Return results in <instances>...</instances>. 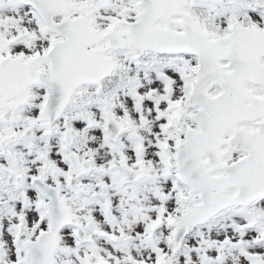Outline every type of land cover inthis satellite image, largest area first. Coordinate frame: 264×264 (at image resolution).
Instances as JSON below:
<instances>
[{"label": "rangeland", "instance_id": "1", "mask_svg": "<svg viewBox=\"0 0 264 264\" xmlns=\"http://www.w3.org/2000/svg\"><path fill=\"white\" fill-rule=\"evenodd\" d=\"M259 3L264 6V0L263 2H259ZM107 13H110V11H104L105 19L108 18ZM248 15L254 23H256L260 27H264V11L259 12V11L252 10V11H249ZM16 16L20 19V26H21L20 32L23 38H20V42L13 47V51L15 53H20V54H22V52H25L24 50L27 47L24 44L25 43L24 40H28L29 34L31 33H32V45H33L32 52H36V51L42 52L46 50V45H47L46 37L42 36L40 32V28L38 26V22L36 21L34 16L31 14L30 10L27 7H21L19 11L16 13ZM107 23L108 21H106L105 23H101L100 25L104 28ZM15 34H17V31L15 32ZM34 34H38V37H34ZM27 49H28L27 53H29V48ZM121 56L124 58V60H126L129 57L125 55H121ZM189 58L192 64H194V58L192 57H189ZM38 67L40 69H45L47 67V63L42 61ZM179 68H181V64L178 66H173V67H169V66L162 64V68L160 70H152V71H147L145 69L140 70L139 79L141 80V86L138 89L137 94H141L142 96L141 105L143 107V111H140L138 113L137 111L134 110L133 106L137 102V99L134 95H130L126 93L125 91L122 93V97H121V100L123 101L122 106H125V107H120L117 110L118 114H122L126 110H130L129 114L134 119L141 118L142 116H145V117L148 116L149 121H150L148 124L149 127L141 130V133L143 134L144 139L134 140L133 138H131V134L127 133L124 135L123 144L121 146L123 147L124 152H126V155L128 154L130 156L131 162H136L138 158L137 157V142L141 143V145L144 147L143 148L144 150L143 158L145 157V160L152 161V165L155 166L156 169L159 170V172H160L159 166L161 165V161H162V156L158 148V139L161 138L160 133H159V127L161 126V124L165 122L164 113L167 110L166 100L164 99L165 97H162L161 99H158V100H153V99H150L147 96V94L150 88H155L157 92L160 94L163 93V80L160 78L159 73L165 72L170 75L172 82H173V86H174L171 97L175 99L179 97H183L185 92H184V89L182 88L183 83L180 81V78L178 75ZM132 71L136 72L135 66L133 67ZM88 90L92 91L93 89L88 88ZM124 93L127 95H125ZM17 98L15 99V101L22 100V98H18V99ZM39 98L40 97L38 96L36 99V104L33 107L29 108L28 110H21L22 111L21 115H24V111L25 113L30 114V119H29L28 124H32L33 121L37 120V100ZM92 110L94 111V113L95 111H97L94 108H92ZM188 111L189 110L186 111V114H188ZM11 113L12 111L9 110V111H6L4 115L7 116ZM21 125L25 126L27 124L22 123ZM39 128L40 126L37 123V129ZM89 134L91 135V139H92V141H90V148H92L93 150L97 152V155L99 156L100 160H106L108 159L107 157H110V156L111 158L119 157L115 151L111 152L110 148L105 144L101 130H94L92 132H89ZM0 135H4V136L6 135L3 133V128L1 125H0ZM169 144L171 148L174 147V142H171ZM2 161L6 164L8 163L7 161H4V160ZM111 177L112 176L109 175V176H106L105 178H107V180H111ZM160 181L161 183L158 185V187L164 190L165 192H169L170 196L173 197L174 189H173V185L171 184V182L167 180H162L161 175H160ZM28 196L30 197L29 202L31 206L32 205V190L28 191ZM17 203H18V208L20 209V206H21L20 199L18 200ZM168 204L170 207H173L174 200L173 199H171L170 201L168 200L167 205ZM30 206L27 208L25 215L27 216V219L31 220L32 219V206L31 207ZM257 207L264 209V199L260 200L257 203ZM21 213H22V210H21ZM16 220H17L16 214L10 213L6 215L4 220L1 222V225L3 227V237H4V241L6 245L5 250H4L5 253L3 255L4 257L2 256L3 257L2 259L3 261L4 259H8L9 262H11L12 264L18 263L19 257L15 255V251H14V248L11 242L13 234L7 228L8 226H11L12 224H14ZM231 221L232 220H229L226 226L217 225L215 228H213L212 235L209 236L213 242L215 241L225 242L228 248V251H227V254H225V257L223 259H220L217 256V260H215V263L213 262V264H255L254 263L255 260L251 261L249 258H247L243 254L242 250H236L234 248L235 244H237L240 240L249 241L250 244L246 245L245 250H248V252L250 253H254V252L258 253L264 261V244L263 243H259V244L253 243L254 236L262 237V235L255 231H250L248 236L241 237L239 234L236 233V231L233 228H230L229 223ZM236 221H240L246 226L250 224V222H244L242 220H236ZM106 227L110 229L109 226L106 225ZM141 228L142 226L140 224L139 227H137V230H141ZM137 253H138L137 259L153 258V255L151 252L148 253V252L143 251V252H137ZM213 254L215 255L214 252ZM56 256L64 259V262H59V264H83L82 258H76L75 256L69 257L66 255H63L62 252H58ZM109 256H110L111 261L114 262L115 264H134V261H132L131 257L125 254H114V253L110 254L109 253ZM199 260H197V262ZM19 264H23V262H20Z\"/></svg>", "mask_w": 264, "mask_h": 264}, {"label": "water", "instance_id": "2", "mask_svg": "<svg viewBox=\"0 0 264 264\" xmlns=\"http://www.w3.org/2000/svg\"><path fill=\"white\" fill-rule=\"evenodd\" d=\"M188 32H186L187 34ZM236 34L233 36L232 40L229 41L231 43L229 51L223 52L221 49V42L217 44L218 50L216 51L214 57L211 61L217 66L220 59L228 58L231 60V67L234 69V79L230 82H225L226 93L228 96L224 95L225 98L229 97L231 91L238 92L237 101L239 102V107L237 108V103L227 104L223 106L222 109H212L211 113H208L207 118L202 121L203 131L205 132L207 129L205 126H209L210 129L215 130L216 128L222 127L231 128L235 126L238 120H251L258 117L260 114L257 112H251L249 110L250 106L245 105L246 101L252 102V105H255L261 111V114L264 113V103L260 102L259 99L254 98L249 92L245 90L244 82L245 80H252L255 82H260L264 85V70L262 69L264 66L261 65V57L264 55V46L262 49L248 53L246 52L245 44L242 42L239 44L235 41L236 37L239 35H253L258 37L261 40H264L263 36L260 32L251 29H239L235 32ZM196 35L205 36L199 30H196ZM181 34L176 35L177 38H180ZM168 38L167 32L157 36L156 42L151 43L152 46H162L161 42ZM259 47V46H258ZM257 47V48H258ZM256 48V49H257ZM0 73L6 74V70L4 67H0ZM220 81L218 77L217 80ZM13 87V86H11ZM18 87L10 88L16 90ZM2 105V104H0ZM238 113V114H236ZM224 114V116H221ZM239 115V116H237ZM235 137L230 140V144H232L235 148H243L248 150L249 156L245 158V160L239 162L236 165L228 167L229 169V177L220 179L219 183H210V177L202 175L200 172L193 173L191 169L193 168L190 164V160L192 157L194 159H200V157L204 154V151L196 150L193 151L190 149L188 153V162L186 161V156L184 155V162L182 166V171L185 178L191 183L195 184L202 192V199H204L206 204H212L213 209L206 212L204 217H209L217 210L226 205V203H230L229 199H226L222 204V201L212 200L210 197L207 198V195L204 194V189L200 187H205L210 184L208 187L214 185L218 187L219 192L218 195L222 196L223 191L226 187L235 185L237 186L239 193L236 198H233L231 203H248L253 199L264 195V122L260 124V130L254 133H248L243 130L234 129ZM237 136H242L241 143L236 142ZM201 168H197V171ZM238 174V179H235L234 176ZM218 185V186H217ZM55 238L52 242L48 244L45 243L42 250L38 251L36 249H31V261L32 264H52V254L55 249ZM43 243V242H42Z\"/></svg>", "mask_w": 264, "mask_h": 264}]
</instances>
